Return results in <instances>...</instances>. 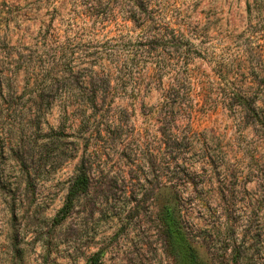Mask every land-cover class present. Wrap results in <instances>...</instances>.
Here are the masks:
<instances>
[{"label":"rangeland","instance_id":"rangeland-1","mask_svg":"<svg viewBox=\"0 0 264 264\" xmlns=\"http://www.w3.org/2000/svg\"><path fill=\"white\" fill-rule=\"evenodd\" d=\"M148 2L0 0V264H264V0Z\"/></svg>","mask_w":264,"mask_h":264},{"label":"trees","instance_id":"trees-1","mask_svg":"<svg viewBox=\"0 0 264 264\" xmlns=\"http://www.w3.org/2000/svg\"><path fill=\"white\" fill-rule=\"evenodd\" d=\"M112 1H114V0H107V1L106 0H94L96 6L102 7V8H109V6H110L109 3ZM126 1L131 3V6L129 7L130 8L129 12L132 14L133 17L141 16L143 14V12H148L153 8V7H151L150 2H148V0L147 1L146 0H126ZM141 22L142 23H141L140 28L142 30H151V29L155 30V29H157L156 26H159V23L156 22V20L153 19L152 17L144 18ZM161 24L166 25L167 23L163 22ZM166 38L168 39V41L170 40V38H168V37H166ZM147 41H148L149 45H148L147 49L144 51L146 54H151L152 45L154 43H156L157 40H156L155 36H151V37H148ZM124 67L126 70V66H124ZM122 68L123 67H119V69H116L118 74L121 73ZM125 74H126V71H125ZM123 76H125V75L123 73H121V77H123ZM54 78H57V76ZM58 78L61 79L62 76H60ZM58 81L59 80L56 79L54 84H52V81H49V83L46 81V84H47L46 90L44 91L43 94L38 95V97L41 98V100L38 101V103H41V105L46 104L49 107L51 106L52 96L50 94L53 93V91H55ZM67 91H69V90H67ZM179 94H182V93L170 94L169 92H167V94L164 95V99H162L159 104L161 105V107H172L175 105H179L180 104V101H178ZM97 98L98 97H96V94H93L90 101L86 105L96 106V99ZM66 99H69V96H66ZM79 105H81V104H79ZM79 105H77V106H79ZM88 168L89 167H88L87 163L84 161V159L81 160L80 164L78 165V167L76 169V173H75L73 179L71 180L70 185L67 189L64 204L54 218L55 224L64 220V218H66L68 216V214L71 212V209L73 207V202H74L75 198L78 195L86 193L88 191L89 185H90V176L88 173V170H89ZM169 212L170 211H167V216H168ZM168 218H170V222H169V228H170L171 224L176 222V215L174 214V212H172V210H171V215L168 216ZM186 249L189 252L191 263H195L196 261L194 259H196V255H195V251H194L193 247L186 243ZM97 260H98L97 256H93L87 264H97Z\"/></svg>","mask_w":264,"mask_h":264}]
</instances>
